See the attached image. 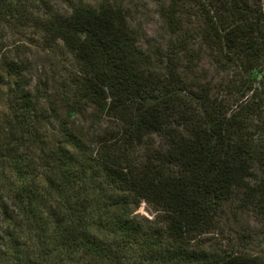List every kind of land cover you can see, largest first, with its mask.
I'll use <instances>...</instances> for the list:
<instances>
[{
	"label": "trees",
	"instance_id": "16d2710c",
	"mask_svg": "<svg viewBox=\"0 0 264 264\" xmlns=\"http://www.w3.org/2000/svg\"><path fill=\"white\" fill-rule=\"evenodd\" d=\"M16 2L0 0V35L33 22L77 74L30 88L0 46L14 81L0 109V264H264L205 245L226 210L264 212V0H170L162 58L110 0ZM88 107L87 126L69 124Z\"/></svg>",
	"mask_w": 264,
	"mask_h": 264
},
{
	"label": "rangeland",
	"instance_id": "374dc122",
	"mask_svg": "<svg viewBox=\"0 0 264 264\" xmlns=\"http://www.w3.org/2000/svg\"><path fill=\"white\" fill-rule=\"evenodd\" d=\"M17 8L30 12L37 6L35 0H16ZM103 0H50L49 5L60 12L70 11L68 3L77 4L82 2L87 5H98ZM112 3L120 5L125 12L127 23L135 35L136 43L143 51L160 55L167 51L171 36L167 24L162 16V10L167 8L170 0H110ZM40 9L37 11L39 12ZM33 15L37 16L38 12ZM40 13V12H39ZM29 15V14H28ZM28 22L23 27L9 26L2 27L3 34L0 35L1 52L8 51V55H14L18 61L26 64L24 76L30 88L38 87L39 82L45 83L48 87H57L59 80L72 81L77 74L75 69L69 64V56L65 49L59 47L52 50L45 47L42 37L36 31V27ZM164 59V58H163ZM162 59V60H163ZM1 61V59H0ZM165 61V60H164ZM200 67L205 68L208 78L218 80L213 65L209 64L206 57L199 63ZM208 68V69H206ZM45 81V82H44ZM14 82L8 77L0 63V109L5 108V91L7 83ZM75 87V85L73 86ZM40 88V86H39ZM38 88V89H39ZM41 93V90L40 92ZM42 102V101H41ZM44 106V105H42ZM91 116V108H87L85 117L76 115L68 120L70 125L78 128L80 124L88 125ZM84 118L87 121L84 122ZM61 118H53L44 127L48 128L46 137L49 141H55L60 136L58 128ZM107 123L105 117L99 119L98 125L104 126ZM97 126V128H99ZM61 138V137H60ZM63 139V138H61ZM137 212L146 217H151L152 209L145 203H141ZM221 231L217 235L213 233L207 236V243L210 248L230 249L231 251H241L251 255H264V212L258 210H236L234 215L227 211L220 214ZM24 231V230H23ZM22 231V232H23Z\"/></svg>",
	"mask_w": 264,
	"mask_h": 264
}]
</instances>
